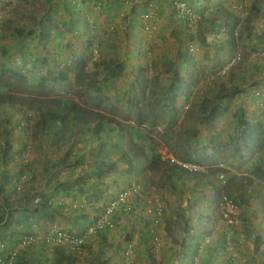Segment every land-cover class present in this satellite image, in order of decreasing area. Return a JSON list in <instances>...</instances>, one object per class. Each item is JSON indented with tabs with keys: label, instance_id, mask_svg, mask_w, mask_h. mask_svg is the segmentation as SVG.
Wrapping results in <instances>:
<instances>
[{
	"label": "rangeland",
	"instance_id": "rangeland-1",
	"mask_svg": "<svg viewBox=\"0 0 264 264\" xmlns=\"http://www.w3.org/2000/svg\"><path fill=\"white\" fill-rule=\"evenodd\" d=\"M11 1L12 2L9 3L3 2L0 5V16L5 19H12V24H15L16 22L20 23L16 16H20L25 13L27 16L22 17V21H25V24H27L30 21L29 18H32L29 14L38 16V14L45 10L47 11L49 19L48 21L46 20V25L44 26L45 28H51L54 25L52 28L54 31L57 28H60L61 23L64 21L66 23L70 21L68 15L71 12L72 16L78 17L75 16L78 14L76 9L71 10L68 14L67 11L64 9L62 10V5L59 7V5L45 3L42 0H23V2L25 1L26 3L32 4V6H20L16 4V0ZM20 1L21 0H19V3ZM103 1L104 6L107 8L109 7L108 9H110L111 12L114 10L117 17L112 20L108 17L111 12H107L105 8L104 12L98 13V15L95 16V13L102 9L101 4L99 6L96 1L94 5L90 3L89 6V4L86 3V0L81 1L80 8H83V13L82 17H78L77 23L74 24L73 28L76 30L74 32H70L66 28L63 30L61 29V32L54 31L56 32V35L50 37V39L47 37L49 42L45 44V47H43L42 40L33 42L31 48L33 51L37 52V55H39L36 59L31 58L28 54H24L26 51H20L19 47L15 48L16 45L14 37H8L5 40L2 39L3 41L0 40V70H22L21 68H25V72L28 77L34 79V76L37 77L38 74H44V71L47 69H51L53 71L60 69L63 65V60L69 59L72 55L77 59H85L87 61L86 69L89 77L92 79V81H89L88 83H94L93 86H95L94 88L97 90V93L107 98L104 107L107 109H109V106L112 107V112L116 113L114 118L120 123L122 121L124 125H127L130 129H132L131 131L128 130V138L131 137L132 140L139 146L138 148L143 151L144 157H149L156 152L160 155L162 161H166L168 159L175 161L174 157L169 153L170 145H173L174 147L176 142H178L175 136H182L189 139L194 130L197 131V135L195 137H190L191 145L194 148L193 152L195 156L202 159L200 156L202 150L200 142L204 139V131L198 124L199 114L197 107L205 97L210 96L209 94L215 91L217 92L221 82H224L226 79L231 78L234 82L233 84L235 85L242 84V87L240 86L242 98L238 95L229 101V108L227 111H224L223 109L219 111V119L217 121L220 143L222 145L228 143L227 137H229L230 133L233 131L232 127L234 126L229 123L231 121L230 116L236 110V108L233 109V107L241 105L245 108L248 119H260L261 116H256L255 112H250V108L244 106V101L247 98L246 96H248V91H251V89H253L252 95L254 94L256 99L260 97L259 89L254 91L253 86L250 87L251 83L255 81L252 79V76L259 78L260 75H262V80L264 81V67H262L263 72L260 69L259 72L256 71L254 74H251V69L248 68V64H252V60H260L253 52L249 55L245 54L249 51V49L246 48L247 50H245L244 47L250 43L255 44L253 40L251 42L250 39L244 35L243 42H237L238 44L235 46V50L241 55L242 60L238 66L232 68L230 74L233 76L222 79L217 77L219 66L214 67L213 63L217 60L222 62L227 61V59H223L226 58V53H224L225 50L221 47V55H219V52L216 53L212 47H205L199 43L200 41L195 38L196 29L194 28L200 23L199 21L193 26L185 20H182L186 27L182 22H180L183 27V35L179 36L178 33H176V30L169 31V26H166L168 24L165 23L163 17L159 19V13L153 5H148V11L142 15V17L139 16V19H133L131 16L133 14L138 16L139 7H144V3L138 2V0H132L133 2L131 0H120L117 4H114V8H112L109 4V0ZM106 1L109 3H106ZM23 2H21V4ZM93 6V10L96 12L91 9ZM195 15L200 17L199 14ZM201 19L202 18L200 17V20ZM85 21L87 22L86 24L83 23ZM190 26L192 28H190ZM250 27L252 26L250 25ZM199 35H202V32H199ZM89 40H91L90 45L88 42ZM98 42L102 43L100 47L97 46ZM258 42L259 44L262 43V41ZM1 46H5L6 49L9 50L8 55H1ZM214 47L216 48L218 45ZM93 50L98 52H96V54H92ZM177 53L178 55L179 53H188L193 60H191V63H185L186 65L184 68L179 71L180 76L186 81L182 87L184 93L188 95L187 99L180 96L175 102L174 108H170L171 104L169 102H164L165 107L170 108L172 119L176 121V124L172 129L163 127L160 124L153 126L152 122H145L143 125L138 126L134 118L135 110H129L126 107V100L130 86L135 85V82H144V92L140 90L135 91L134 96L139 102L142 101L139 104V110L149 111V107L146 104H150L149 101H155L163 95L164 90L166 89L165 83L168 78L172 76L169 69L172 64L177 65L178 63ZM102 54L108 56L116 63H119L120 67H123L121 76L115 78L113 83L111 82L109 89H106L104 85L105 74L100 71V68L95 69V66L99 63ZM42 58L44 60H42ZM236 75L239 76L237 79L239 80L238 83H235ZM97 79L99 81L98 84L95 82ZM72 82L74 81L72 80ZM136 86L137 85H135V87ZM246 87L247 89L250 87V90H246ZM153 89H156L155 94L151 93ZM53 90H55V96L64 100V102L78 101L80 104L90 106L92 97L88 98L86 101V97L88 95L85 94L83 90H80L81 93L78 95L77 91L79 89L73 83L58 84ZM257 94L258 96H255ZM30 95L33 96L31 92ZM246 101L248 102V99H246ZM254 103L257 104V100ZM126 117H129V120H126ZM12 124L14 125V120H12ZM120 129L122 130V127H120ZM0 131H2V133L4 131V124L2 123H0ZM2 133L0 134L1 136ZM44 133L46 132L43 131L42 133L41 130L34 132V143L31 144L32 151H30L31 155L33 154L30 157L33 162L31 161L30 165H35L38 170L36 173V181H39L37 183L33 182L37 187V194L51 193L54 197L56 196L54 195V188L58 183V180L61 181V173L70 171V173L78 175L82 178L85 175V172H88L90 169V158L88 156H92L94 154V145L91 144V142L93 143V138L91 139L90 135L85 134L86 136H83L78 140L74 139L72 145L66 144L67 148L70 147L68 150L69 155L77 153L78 159L76 164L65 169V167H61V163L59 164V159H57V154L61 157V152H63V149L61 151V144L56 152L57 154H50L51 149L47 145L49 136L46 137ZM115 134L116 133H110L105 136V141L110 139V146L112 147L118 142V140L114 137ZM77 146H79V148H77ZM52 149H54V147ZM218 152L219 158L216 161L217 164H215L218 165L219 163H223L226 165L227 174L230 173L231 175L236 174L248 176V166L246 164H241V162L244 161H232L233 163L229 164L230 162L227 160L228 153L222 150H219ZM112 154L111 159L117 158V156L114 155L116 154V151H113ZM262 158L263 157L259 158L255 155L254 162H258ZM15 159V155L8 157V161L10 163L16 164L14 166V170L19 169V160ZM52 159H54V162H52ZM67 160L70 159L67 157ZM215 164L214 166H216ZM52 165H56V167L59 168H53ZM214 166L212 165V169L209 170L206 167L198 170L204 171V173L207 174L208 179L212 180V182H217V180H219L218 175L220 172H214ZM126 174L127 170L121 164L118 172L107 173L101 177L94 175L93 179L94 181L96 179L99 181L102 193L98 195H90L88 197L92 205L93 203L99 205L100 200L101 203H105L104 198L108 200V197H110L109 193H117L121 188L126 187L130 181H133L137 185L139 184V186H141V184H146L147 189L139 190V194L137 195L138 197H136L137 200L134 203L136 205L134 208L135 210L133 209V211H130V214H127V221L125 219L124 224L127 226L128 219L131 222H135L136 218H132V215H138L139 212H142L140 216L143 217L144 210L142 209L146 206L149 209H153L154 201L157 200L165 208V215L163 217H159L162 227H164V225L166 227L168 223L171 225V235L167 234L164 230L165 233H162L161 237L158 236L162 249L168 250V252H163V254L160 252V255L156 252L157 254L149 255L146 251L150 248V246L152 247L155 244L152 243V240L149 242L144 241L143 244L145 247L143 248L145 250L143 249V252H141L142 257L138 256L137 258H134V264H175V261L178 262V264H183V262H185V264H189L190 261L188 262L187 259H184L189 255V253L186 252V256H184V251H186V247L188 245H191V240L194 239L193 236L198 234L197 231L201 232V239H203L204 236L205 241L219 238L221 234L225 237H229L230 240L228 242L226 241L227 244L224 245L226 248H223L228 252H233V255L235 253H241L246 255L248 258L251 253L256 254V252L262 251L261 248L264 243L263 181H257L248 185L246 195H250V200L247 205L233 206L226 200L224 203H221L223 201L221 200L218 204L219 207L222 204V207L221 209H217L214 207L216 205L218 206V204H216L217 201L212 200V193H210L209 188L200 192L193 188V182L170 180L165 184H162V180L159 179V176L157 175L150 178L148 173H142L141 176H127ZM227 174L225 175L228 176ZM48 178L52 182L49 187H45L44 183ZM79 181L80 180L76 178L74 183H79ZM26 193L30 194V192ZM38 198L40 200V196H38ZM221 212H223V214H221ZM144 217L149 218L147 216ZM182 217L189 218L190 223L195 225V228L197 229L192 232L190 231V235L188 236H184L175 223V221L178 223L179 221H182ZM145 218L143 220V224L147 222ZM172 222L173 224H171ZM46 224L48 225L46 226ZM55 224L54 217L51 216L48 217L43 224H41V227L46 226L45 229H47L49 226ZM41 227L39 228L42 229ZM41 232L42 231H36L34 234L32 233V235H35V233L41 235ZM257 236L259 238H256ZM257 240L258 242L256 244ZM139 242L142 241L140 240ZM179 244H184L186 247L179 246ZM204 245L207 244L204 243ZM171 247H173V249H171ZM213 250L215 252L212 254L213 256L211 255L213 259L216 258L214 256L219 257L220 252L222 253L221 248H218L217 250L213 247ZM138 254L140 255V252ZM29 257L31 261L34 260L32 256ZM39 258L40 260L37 261L36 264H47L41 257ZM216 260L217 259H215V261ZM19 263H22V261Z\"/></svg>",
	"mask_w": 264,
	"mask_h": 264
},
{
	"label": "trees",
	"instance_id": "trees-1",
	"mask_svg": "<svg viewBox=\"0 0 264 264\" xmlns=\"http://www.w3.org/2000/svg\"><path fill=\"white\" fill-rule=\"evenodd\" d=\"M245 1L246 0H220L219 4L216 3L215 5L211 4L212 1L209 2V0H205V4L208 6L204 7L205 9L203 8L199 11L194 10L192 6L188 7L186 3L180 1L174 2L172 7L176 15L175 17L181 20L185 19L182 18L178 11L175 9L176 4L179 3H183L188 11L199 14L201 18L205 15H208V17L205 19V24H202L204 22L202 18V21L198 20L201 24L199 23L198 25H196V27H194L197 32H195V38L199 40V43L203 46L211 47V45H218L220 48H223L226 42H229V44L232 45V40L243 42V38L245 35L250 39L251 42L253 40V42L255 43H250L244 47L245 50H247L246 48L249 49V51H247L245 54L249 55L253 52L256 56H259L257 58L264 60V1L248 0V3H245ZM232 3L240 5L242 9L245 10L246 14L244 16V19L240 20L236 16V14L230 10ZM24 5L32 6V4L29 3H25ZM62 6L67 11V13L75 9V7H79L76 4L73 5L66 3H64ZM76 12L78 14H76L75 16H78L79 18L82 17L81 11H78L76 9ZM29 15L32 18H29V23L25 25L23 23L17 22L15 24H12L11 19H5L0 16V40H5L8 37H14L16 45L15 48L19 47L20 51H26L24 52V54H28L31 58L36 59V57H38L39 55H37L36 51L32 50V43L42 40L43 47H45V44L49 42V39H47L48 35L54 31H59V28L54 31L52 30L54 25L51 28H45V22L49 19L47 11L45 10L42 13L38 14V16L34 14ZM69 15H72V12ZM25 16H27L26 13L20 16H16V18L21 22L23 20L22 17ZM72 19H74V17H72ZM83 23L86 24L87 22L85 21ZM204 25L205 27L210 25L209 29L206 30ZM238 25V32L235 35V31ZM250 25L252 27H250ZM65 27H67V25H65L64 28ZM73 27L74 25H72L71 28ZM71 28L68 27L67 29L70 32H74L75 30ZM190 28L192 27L190 26ZM198 31L202 32V35H199ZM259 31H261V34L259 35V38L261 39H258L255 36ZM182 35L183 34L181 33V36ZM208 35L211 37V43H208L207 40H205ZM259 40L262 41V43L259 44ZM88 42L90 45L91 40H89ZM101 45V42L97 43L98 47H100ZM113 48L115 49L114 46ZM226 48L228 60L226 62L217 60L213 63L214 67L219 66V68H221L222 66L230 62L231 59L235 56H239L240 59L236 66H238L241 62L242 58L240 54H238L236 51L233 52L230 48L228 49V46H226ZM8 54L9 50L6 49L5 46H1V55ZM42 60L44 59L42 58ZM191 60L193 59L191 58V56H189L188 53H179V55L177 53L178 63L177 65L172 64L169 69V71L172 73V76L168 78L167 82L165 83L166 89L164 90L163 95H161L158 99H156L155 101L151 100L149 101L150 104H146L149 107V111H140L139 104L142 101L139 102L134 96L135 91L140 90L144 92V82H135V85H137L136 87L135 85L130 86L128 90V97L126 100V107L129 110H135L134 118L138 126L143 125L145 122H152L153 126L160 124L163 127H168L169 129H172L174 127L176 121L172 119L170 108H174V104L180 96H182L184 99H187L188 97V95L184 93L182 87L186 81L185 79H183V77L180 76L179 71L184 68V66L186 65L185 63H191ZM62 64L63 65L60 69L54 71L51 69H47L46 71H44V74H38L37 77L34 76V79L28 77L27 73L25 72V68H21L22 70H0V108L4 106L9 107L11 110L19 113L23 112L25 109L34 110V112L37 114V125L35 126L34 132H38V130H41L43 133V131H45V136H49L48 144H46L51 149L50 154H57L56 152L58 151L59 145L61 144V151L63 149V152H61V157H59L57 154V159H59L58 162L59 164L61 163V167H65V169L72 167L74 164H76L78 159L77 153L69 155L68 150L70 147L67 148L66 144L72 145L74 139L78 140L86 135H90L91 139L93 138L92 140L95 144H93L92 142L91 144L94 145V154L92 156H88L90 158V169L88 170V172H85V174H87L86 177L84 179H79V183L75 182L73 185H70V182L72 180V176L70 175V173H61V181L58 180V183L55 185L54 195L61 194V191H73L74 188H77L76 192H80L81 194L86 193L89 196L94 194H101L102 191L100 190L101 188L99 186V181L97 179L94 181V175H96L97 177H101L106 175L107 173L118 172L121 164L127 170V176H141L142 173H148L150 178L156 175L159 176V179L162 180V184H165L170 180H178L182 182H193V188L200 192H203L206 190V188H209L210 193H212V200L217 201L216 204L220 203L221 200H223L221 203H224V201L226 200L230 205L233 206H245L249 203L250 200V195H246L248 185L257 181L264 182L263 121H260V119H248L246 110L241 105H239L238 107H233V109L236 108V110L230 116L231 121L229 122L234 126L232 127L233 131L232 133H230L229 137H227L228 143L222 145L219 141V127L217 121L219 119V111L221 109L227 111L229 108V101L231 99H234L238 95L240 96L241 93L239 87L233 84L234 82L231 78L226 79L224 82H221L217 92L215 91L209 94L210 96L205 97L203 101L198 104V124L204 131V139L200 142V146L202 149L200 156L202 157V159L195 156L193 152L194 148L191 145L190 137H195L197 135V131L194 130L191 133L189 139L182 136H175L178 142H176L174 147L173 145H170L169 151V153L174 157L175 161H171L170 159L162 161L160 155L156 152L149 157H144L143 151L138 148L139 146L132 140L131 137L128 138V130L131 131L132 129H130L127 125H124L122 121L120 123L114 118V116H116V113L112 112V107H110L109 105V109L104 107L107 98L97 93V90L94 88L95 86H93L94 83H88L89 81H92V79L89 77L88 71L86 69L87 61L85 59H77L72 55V57L70 56L69 59H64ZM97 68H100V71L105 74L104 85L106 89H109V85L111 84V82H114L115 78L121 76L123 70V67H120L119 63H116L114 60L103 54L99 63L95 66V69ZM231 71L232 69H230L226 78L233 76L230 74ZM217 77L223 79V77ZM72 80L74 82H72ZM95 82L96 84H98V79ZM64 83H73L79 89L77 91L78 95H80L81 93L80 90H83V92L88 95L86 97V101L88 100V98L92 97L90 106L80 104L78 101L64 102V100L55 96V90H53L55 86ZM256 85L257 82L253 81L250 87L253 86L254 88V86ZM30 92L33 96L30 95ZM155 92L156 89H153L151 91V93L153 94H155ZM259 94L261 96L262 93L259 92ZM255 96H258V94ZM164 102H169L171 104L170 108H166ZM0 119L4 121L6 131L7 127L10 126L12 122L11 120L9 121L10 118L5 117V115L1 116ZM126 120H129V117H126ZM120 127H122V130L120 129ZM22 130L24 131L25 128H22ZM8 133L10 134L9 131H6V133L3 131L2 137L5 138V135ZM110 133H116L114 137L118 140V142L115 143L113 147L110 146V139H107V141H105V136L109 135ZM53 147L54 149H52ZM77 148H79V146H77ZM219 150L226 151L228 153L227 160L228 162H230L229 164H232V161H244L241 162V164H246L248 166V176L236 174L231 175L230 173L227 174L226 169L223 172L228 176L225 175L223 180L212 182V180L208 179L207 174L204 173V171H200L198 169L189 170L177 163L179 162L181 164H188L196 166L198 168L206 167L209 170L212 169L211 166H214V164L218 160ZM113 151H116V154L114 155H116L117 158L111 159ZM0 153L4 154V150L2 149ZM255 155H257L259 158H263L258 162H254ZM67 157L70 160H67ZM1 158L4 159L3 155H1ZM15 165L16 164H13V166ZM18 166L19 173L24 171L34 172L31 175L30 179H28L27 181L14 179V176L10 177L9 173H4V168H2L3 166L0 168V171L2 170V174L0 177V223L5 221L2 225H0L1 230H9V228H7L9 219L11 220L15 212L17 211L20 213L17 222L19 225H21L19 229H14L10 234L3 235L0 238V243H5V247L0 250V260L2 264H20L19 262L21 261V264H36V259L39 254L35 253L46 252V246H59L65 248L67 251L74 253L75 256H78V259H84L85 257L82 256L84 255L83 251H85L84 249L87 238L84 240L83 244L80 246V250L78 251L72 250L66 245H57L53 244L52 242H45L44 240H42L28 244L23 249H19L18 252H16L13 256V258L10 257L9 253L11 249L15 248L17 244L22 241L24 236H38V234L36 233L35 235H32V233L34 234L35 232L32 224L33 222L37 223V221L33 218L37 216L38 219L46 221L45 218H48V216L45 213V211L47 210V208L45 207L49 205V201L53 197L51 193L37 194L35 189H30L31 186H29L28 183L34 185L33 182L37 183L39 181H36V173L38 172L36 166L34 168H31V166L34 165H25L20 162ZM52 167L56 169L59 168L56 167V165H52ZM213 171L221 172V169L218 167V165H216L214 166ZM51 182L52 181H50L48 178L44 183V186L48 187L49 185H51ZM17 189L23 190V192L15 195V198L19 196L16 206H9V204L7 203V199H5L3 195L8 190L14 192L17 191ZM135 189L145 190L147 189V186L146 184H141V186H139V184L137 185L133 181H130L126 187L121 188L117 193H109L110 197H108V204L112 200H114L117 195L122 192V190H129L131 192L133 208H135L136 205L134 203L137 200L136 197H138V193L133 192ZM24 190L32 191L33 194L30 196V201L27 204L23 205V201H25L24 199L27 197V191ZM36 196H40V202L37 204H32V200H34ZM5 207H7L8 210V215L6 216L7 218H5L3 215V213L5 212ZM214 207L217 209H221L222 204L220 205V207L219 204L218 206L216 205ZM141 213L142 212H139V214L136 215V220H141L143 224V220L145 217H141ZM153 214L155 213L153 212ZM164 215L165 208L161 211V216L163 217ZM9 216L10 218L8 219ZM126 216L127 213L120 212V214H117V217H115L114 220L117 223L115 229H121V232L125 233L126 239L124 250L130 247L132 251H134L136 242L139 243V241L141 240V243H143L144 241L149 242L150 240H152V243L155 245H153L152 247L150 246L146 253H149V255L159 253L160 255V252L162 254L163 252H168V250L162 249L158 240V236L161 237L162 233H165L164 230L167 232V234L171 235L170 223H168L166 227L165 225L164 227H162L161 223L154 224V220H151V218L149 217L145 218L147 222H145L141 228H137L134 224V221L131 222L128 219L127 226L129 230L127 232L125 231L127 227L125 228L124 224V220L126 219L127 221ZM175 223L184 234V236L190 235V231L192 232L197 230L195 228V225L190 223L189 218L182 217V221H179V223L175 221ZM171 224H173V222ZM86 226H84V228ZM197 232L198 234L196 236H193L194 239L191 240V245H188L186 247V245L184 246V244H179V246L186 247L184 256H186L187 251H193L189 253V257L186 256L184 258L187 259L188 262L190 261L189 264H201V258L204 257V255H202L201 257L202 252H207L208 255L211 254V252H208V246L210 243H212L211 239L205 241L204 236L203 239H201V232ZM226 238L227 237L225 236L214 238L217 239L215 243H218L217 246H221L219 248H221L223 253L222 254L219 250L220 255L217 260L222 261L221 264H238L237 257L231 252L224 250V248H226L224 245L230 240L229 237L227 238V240ZM219 240H222V242H219ZM257 242L258 240L256 241V244ZM204 243L207 245H204ZM171 249H173V247H171ZM29 256H32L34 260L31 261ZM207 261L210 260L207 258ZM183 264H185V262H183Z\"/></svg>",
	"mask_w": 264,
	"mask_h": 264
},
{
	"label": "crops",
	"instance_id": "crops-1",
	"mask_svg": "<svg viewBox=\"0 0 264 264\" xmlns=\"http://www.w3.org/2000/svg\"><path fill=\"white\" fill-rule=\"evenodd\" d=\"M42 1H44L45 3H49V4L59 5V7H61V5H63L64 3L73 4V5L76 4L79 7L78 8L75 7V9H77L78 11H81L83 13V8H80L81 1H83V0H42ZM96 1L98 2L99 6L101 4L102 9H100L99 12H96L93 10L94 6L91 7V9L94 12H96L95 16H97L98 13L104 12L105 9L107 10V12H111L110 9H108L109 7L107 8L104 6L103 0H101V1L96 0ZM96 1L86 0V3L89 4V6H90V3H92L94 5ZM109 1H110V3L107 1H106V3H109L112 6V8H114L113 5L117 4L120 0H109ZM177 1L186 3L188 5V7L192 6L194 8V10H196V11H199V10L203 9L204 7L208 6L205 4V0H138V2H142L145 5H144V7H139L138 16H135V14H133L131 17L133 19H139V16L142 17V15L147 13L148 5H153V7H155L159 13V19H161V17H163V20L165 21V23L168 24L166 26L167 27L169 26V28H168L169 31L176 30V33H178V35L181 36V33L183 31V27L181 26L180 22H182L184 24V26H185V23L181 19L175 17V13H174V10L172 7L173 3L177 2ZM210 1H212L211 4L216 5V3L219 4L220 0H209V2ZM3 2L9 3L12 1L11 0H0V5ZM21 2H23V0H21L20 3H19V0H16V4L20 5V6L24 5V3H26L24 1L21 4ZM63 9L64 8L62 6V10ZM13 17H14V15H13ZM72 17H74V16L68 15V18H70V21L67 23L65 21L63 23H61V27L59 28V32H61V29L63 30V29L68 28V27L71 28L72 25L77 23L78 17H74V19H72ZM108 17H110L113 20L115 17H117V15L114 13V10H113L111 12V14L108 15ZM207 17H208V15H205L203 17L204 22L202 24H205V19ZM20 23H23L25 25L26 22L21 21ZM65 25H67V27L64 28ZM209 27H210V25L205 27L206 30H208ZM71 29L76 30L75 28H71ZM55 33L56 32L50 33L48 35L49 39H50V37L55 36L56 35ZM260 34H261V31L256 33V35H255L256 38L261 39V38H259ZM60 35H61V33H60ZM205 40H207L208 43H211V37L209 35L205 38ZM232 41H233V42H231L232 45H230L229 42L225 43V45L223 46V48L225 49L224 53H226V50H227L226 46H228V49L229 48L232 49L233 52L236 51L235 46H237L238 41H236V40L235 41L232 40ZM211 47L214 49V51L216 53H218L220 50L219 46L216 47L218 50L212 45H211ZM219 55H221L220 52H219ZM225 57L228 60L227 53H226ZM256 57H258V56H256ZM258 59H260V58H258ZM251 63L252 64H248V66H249L248 68L251 69V72H252L251 74H254L256 71L259 72L260 69H261V71L263 70V68H262V67H264V60L263 59L252 60ZM260 64H262V65H260ZM238 78H239V76L236 75L235 83L239 82V80H237ZM252 79H254L257 82V85L254 86V91L256 89H259V92L262 94L259 98L256 99L255 97H253L254 96V94L252 95L253 89H251V91H248L249 97L248 96H246L247 98L245 97L246 99H248V102L245 99L244 106L249 107L251 110L250 112H252V113L255 112L256 116H261L260 121L264 122V114H263V112H264V81L262 80V75H260L259 78L252 76ZM237 86L241 90L240 86L242 87V84L237 85ZM249 88L250 87H248V89ZM248 89L246 87V90H248ZM239 97L242 98L241 93H240ZM254 100L255 101L257 100L258 105L254 103L255 102ZM13 111L8 107H5V106L1 107L0 108V117L5 115V117L10 118L9 121L13 120L14 116H15V113H14L15 111L14 112ZM12 127H13V124L11 123L9 130ZM5 128L6 127H4V132L6 133ZM1 133H2V131H0V134ZM25 140H26V142H25ZM4 141H8L7 145L5 146V148L8 149V155H7V152H5V151H4L5 155L3 153H0V168L3 166L2 168H4V173H9V176L12 177L13 175H16L17 173L14 171L13 163H10L8 161V157L13 156V154H11L12 149L13 150L18 149L16 154L18 153L19 150H22L24 144H26L28 142V139L25 138L24 134H19L17 132H14V135L8 133L5 135V138L0 135V152L4 148L3 147ZM16 154H15V156H16ZM1 155H3L4 159L1 158ZM31 161L33 162L32 159H31ZM52 162H54V159H52ZM34 167H35V165L31 166V168H34ZM67 173H70V172H67ZM1 174H2V170L0 171V177H1ZM70 175L72 176V180L70 182V185L74 184V181L76 180V178L78 180L81 179L80 176L75 175L73 173H70ZM86 175L87 174H85L82 178L84 179L86 177ZM28 184H29V186H31L30 189H35V191L37 192L36 185H33L31 183H28ZM76 191H77V188H74L73 191H67V192L61 191V194L52 197L49 201V205H48L49 207L48 206L45 207V208H47L45 213L47 214L48 217L53 216L54 217V223H59L61 226H63V228L67 232L72 233V234L73 233L81 234L84 230V226L93 224L95 222L96 218H98V216L103 213V211L106 208V205L108 203V200L104 198L105 203H101V200H100L99 205H96L94 203L92 205L90 199L88 198L89 195H87L86 193L81 194L80 192H76ZM27 192H30V194L26 193L27 197L24 199L25 201H23V205L27 204L30 201V196L33 194L32 191L28 190ZM16 193H17L16 191L12 192V191L8 190L3 195L5 197V199H7V203L9 204V206L10 205H14V207L16 206L17 199L19 198V196L17 198H15ZM89 194H91V193H89ZM39 202L40 201H39L38 196H36L34 198V200H32V204H37ZM263 205H264V203H263ZM4 211L5 212L3 213V215L5 218H7L6 217L8 215L7 207H5ZM30 215H32V214H30ZM19 216H20V213L17 211V212H15V214L11 220L9 219L10 216L8 217L9 224H8L7 228H9V230L5 229L4 231H2L1 226H0V238L3 235L10 234L14 229H19L21 227V225H19L17 222L19 219ZM130 217H131V215H130ZM134 217L136 218L137 216L132 215V218H134ZM33 219H35L37 221V223L33 222V224H32L33 229L35 230V232L36 231H38V232L42 231L41 233L43 234L45 231L44 229L48 224H46V226H44V227H41V224H43L44 220L38 219L37 216H35V218H33ZM45 219L47 220L48 218H45ZM4 222L0 223V225H2ZM39 227H41L42 229H40ZM125 228H126L125 231L128 232V230H129L128 226L125 225ZM222 236L223 235L221 234L220 237H222ZM227 238H226V240H227ZM256 238H259V237H256ZM125 239H126L125 233H122L121 229H118V228L111 230V231H97L95 234H93L92 236H90L86 240L85 249H84L85 251H83L84 255L82 256V257H85L84 259H78L77 258L78 256H75L74 253L67 251L65 248H62L59 246H46L47 247L46 252L35 253V254H39L37 256L36 261H39L40 260L39 257H41L42 260L45 261L47 264H120V261L122 259V253L125 249ZM216 240L217 239H211L212 243H210L208 246V252L209 253L211 252V254L208 255L207 252L201 253V257H202V255H204V257L201 258V264H221L222 263V261H218V260L215 261V259H218L219 257L214 256V257H216L214 259L211 257V255L215 253L214 251H212L213 247H215L216 249L221 247V246H217L218 243H215ZM219 242H222V240H219ZM143 247H144V245L141 242L136 244V247L134 248L133 259L137 258L138 256L142 257L141 252H143V249H144ZM261 249H262L261 252H256V254L251 253L250 257H248V258L244 254L235 253L236 251L234 252L235 253L234 255L237 257L238 264H264V243H263V247ZM139 252H140V255L138 254ZM191 252H193V251L190 250L188 253H191ZM206 257L210 261H207ZM137 263H139V262H137ZM174 263L178 264V262H176V261Z\"/></svg>",
	"mask_w": 264,
	"mask_h": 264
},
{
	"label": "built area",
	"instance_id": "built-area-1",
	"mask_svg": "<svg viewBox=\"0 0 264 264\" xmlns=\"http://www.w3.org/2000/svg\"><path fill=\"white\" fill-rule=\"evenodd\" d=\"M245 3H248V0H246ZM175 9L178 11V13L180 14L182 18H184L186 21H188V23L192 25H195L200 19L198 15H195V13L188 11L183 3L176 4ZM230 10L234 12L240 20L244 19V16L246 13H245V10L242 9L240 5L232 3ZM238 28H239V25L237 26L235 35L238 32ZM239 60H240L239 56H235L234 58H232L230 62H228L221 68H219L217 76L226 78L228 76L230 69L235 67L238 64ZM177 163L180 164L182 167L189 169V170L200 169L196 166H192L188 164H181L179 162ZM218 167L221 170H226L225 165L222 163H219ZM223 173H224L223 171L219 173L218 175L219 180H223V178L225 177V174ZM262 184L264 187V182ZM139 190L140 189H135L133 192L139 194ZM132 205L133 204L131 200V192L129 190H122V192L119 193L117 197L109 203L105 211L101 215H99L98 218H96L95 222L92 225L87 227L85 234L83 236L76 237V236L66 233L63 230L55 229L53 233H51L47 237L46 241L52 242L53 244H57V245L58 244L66 245L70 249L78 251L80 250V246L83 244L87 236L93 235L97 231H106V230L115 229L117 223L114 220H115V217H117V214H120V212H124V213L130 212L133 209ZM163 209H164V206L161 203H159L157 200H155L153 209H149L147 206L142 209L144 210L143 216L150 217L151 220L153 219L154 224L155 223L160 224L159 217L161 216V211ZM153 212L155 214H153ZM221 214H223V212H221ZM134 224L137 228L138 227L141 228L143 226L141 220H136ZM41 240H42L41 237H38V236L36 237L24 236L22 241H20V243H18L15 248L11 249L9 253L10 257L13 258V256L15 255L16 252H18L19 249H23L28 244L33 243L35 241H41ZM4 247H5V243H0V249H3ZM0 264H2L1 260H0ZM120 264H134L133 251L130 247L124 250Z\"/></svg>",
	"mask_w": 264,
	"mask_h": 264
},
{
	"label": "clouds",
	"instance_id": "clouds-1",
	"mask_svg": "<svg viewBox=\"0 0 264 264\" xmlns=\"http://www.w3.org/2000/svg\"><path fill=\"white\" fill-rule=\"evenodd\" d=\"M201 21H202V19H201ZM96 52H97L96 50H93L92 51V54H96ZM14 113H15V116H14V119H13L14 120V125H13V127L10 130H9L10 126H8V128H7L6 131H9L10 134H12V135H14V132H17L19 134H24L25 138L28 139V142L26 144H24L22 150H19L17 154H16V152H17L18 149L17 150H13L12 149L11 150V154H13V155L16 154L17 157H16L15 160L18 159L20 163L25 164V165H30V162H31V159H30L31 152L30 151H32L31 144L34 143V141H33L34 140L33 135H35L34 134V129H35V126L37 125V114L34 112V110H27V109H25L23 112H20V113L19 112H14ZM3 122L4 121L2 119H0V123L4 124V127H6L5 126V123H3ZM11 122H12V120H11ZM22 128H25V130L23 131ZM7 142L8 141H4L3 142V147H4L3 149H4L5 152H7V155H8V149L5 148V146L7 145ZM25 142H26V140H25ZM18 170L19 169H15L14 170L17 173L16 175H13L14 176V179H20V180L27 181L28 179H30L31 175L34 173L32 171H24V172H20L19 173ZM16 192H17L16 194L22 193L23 190L17 189ZM108 205L109 204L107 203L106 208L108 207ZM132 207H133V205H132ZM105 209H104V211H105ZM133 209L131 211H133ZM128 213L130 214V212H128ZM88 226H90V225H87L84 228V230H83V232L81 234H75V233L72 234V233L67 232L63 228V226H61L59 223H56L55 225L49 226L47 229H45V231H44L43 234L42 233H41V235L38 234V237H41L42 240H44L45 242H48V241H46L47 237L51 233H53V231L55 229H60V230L65 231L68 234L73 235V236L81 237V236H83L85 234V231H86V229H87ZM90 236H92V235H90ZM90 236H87V239Z\"/></svg>",
	"mask_w": 264,
	"mask_h": 264
}]
</instances>
